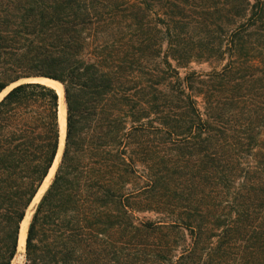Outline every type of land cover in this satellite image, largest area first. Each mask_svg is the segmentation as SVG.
<instances>
[{
    "label": "trees",
    "instance_id": "16d2710c",
    "mask_svg": "<svg viewBox=\"0 0 264 264\" xmlns=\"http://www.w3.org/2000/svg\"><path fill=\"white\" fill-rule=\"evenodd\" d=\"M36 78L24 264H264V0H0V264Z\"/></svg>",
    "mask_w": 264,
    "mask_h": 264
},
{
    "label": "bare ground",
    "instance_id": "6f19581e",
    "mask_svg": "<svg viewBox=\"0 0 264 264\" xmlns=\"http://www.w3.org/2000/svg\"><path fill=\"white\" fill-rule=\"evenodd\" d=\"M42 82L46 83L47 85L53 87L56 89V91L59 93L60 95V112H59V120H60V146H59V152H58V156L57 159L55 161L54 166L52 167L48 177L45 180V183L43 184V186L41 187L38 195L35 198V201L38 199L40 193L42 192L44 186L46 185V181L48 180V178L51 176V174L54 172V168L56 165V162L59 160L60 154H62V150L64 147V142H65V134H66V107H65V102H64V91H63V87L60 83L57 82H52L49 80H43ZM1 99V96H0ZM34 204V203H33ZM27 217L25 218V220L23 221L22 225H21V230H20V235H19V249L24 248L25 246V242H26V236H27Z\"/></svg>",
    "mask_w": 264,
    "mask_h": 264
},
{
    "label": "rangeland",
    "instance_id": "374dc122",
    "mask_svg": "<svg viewBox=\"0 0 264 264\" xmlns=\"http://www.w3.org/2000/svg\"><path fill=\"white\" fill-rule=\"evenodd\" d=\"M194 68L197 70V71H209L210 70V66L207 65V64H204V65H200V66H194ZM64 147H65V142H64ZM64 147H63V150H62V154H60V157H59V160L56 162V165H55V168H54V172L51 174V176L48 178V180L46 181V185L44 186L42 192L40 193L38 199L36 201H34V204H32L31 208L29 209L28 211V215L26 216L27 217V231H28V228H29V225H30V222L32 220V217H33V214L35 212V208L36 206L38 205V203L41 201L43 195L45 194V192L47 191V189L49 188V186L51 185L53 179H54V176L56 174V171L58 169V166L60 164V161H61V158H62V155H63V151H64ZM45 183V182H44ZM26 231V232H27ZM27 237V236H26ZM26 243V242H25ZM25 246V245H24ZM25 262V247L24 248H21L19 249V253L17 255V257L15 258L13 264H24Z\"/></svg>",
    "mask_w": 264,
    "mask_h": 264
},
{
    "label": "water",
    "instance_id": "95a60500",
    "mask_svg": "<svg viewBox=\"0 0 264 264\" xmlns=\"http://www.w3.org/2000/svg\"><path fill=\"white\" fill-rule=\"evenodd\" d=\"M43 80H49V81H52V82H57V81H55V80H51V79H47V78H36V79H34L33 81H35V82H39V83H42V84H45V85H47L46 83H44V82H42ZM57 83H59V82H57ZM62 85V84H61ZM47 86H49V85H47ZM51 87V86H50ZM63 87V86H62ZM9 89L10 88H8V89H6L5 91H3L2 93H0V96H1V99H0V101L3 99V97L7 94V92L9 91ZM55 89V88H54ZM63 91H64V88H63ZM64 102H65V91H64ZM65 107H66V102H65ZM66 115H67V113H66ZM66 128H67V121H66ZM65 140H66V134H65ZM55 163V162H54ZM40 191V190H39ZM31 208V207H30ZM29 208V209H30Z\"/></svg>",
    "mask_w": 264,
    "mask_h": 264
}]
</instances>
